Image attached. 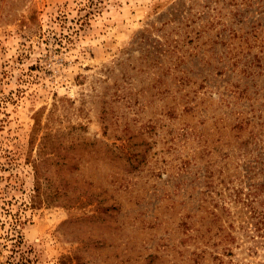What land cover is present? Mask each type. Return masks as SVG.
I'll return each mask as SVG.
<instances>
[{
    "label": "rangeland",
    "instance_id": "obj_1",
    "mask_svg": "<svg viewBox=\"0 0 264 264\" xmlns=\"http://www.w3.org/2000/svg\"><path fill=\"white\" fill-rule=\"evenodd\" d=\"M264 0H0V264H264Z\"/></svg>",
    "mask_w": 264,
    "mask_h": 264
},
{
    "label": "trees",
    "instance_id": "obj_2",
    "mask_svg": "<svg viewBox=\"0 0 264 264\" xmlns=\"http://www.w3.org/2000/svg\"><path fill=\"white\" fill-rule=\"evenodd\" d=\"M258 223H260L259 228H261L262 233H264V216L261 215V217L258 218Z\"/></svg>",
    "mask_w": 264,
    "mask_h": 264
}]
</instances>
